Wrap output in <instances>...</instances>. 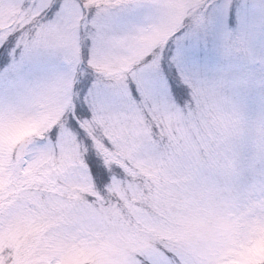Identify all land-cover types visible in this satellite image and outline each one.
I'll use <instances>...</instances> for the list:
<instances>
[{
    "label": "snow or ice",
    "instance_id": "obj_1",
    "mask_svg": "<svg viewBox=\"0 0 264 264\" xmlns=\"http://www.w3.org/2000/svg\"><path fill=\"white\" fill-rule=\"evenodd\" d=\"M257 7L264 31V0H0V264H214L156 208L177 177L211 207L264 198V134L223 119L264 96ZM209 36L221 63H190L185 41Z\"/></svg>",
    "mask_w": 264,
    "mask_h": 264
},
{
    "label": "clouds",
    "instance_id": "obj_2",
    "mask_svg": "<svg viewBox=\"0 0 264 264\" xmlns=\"http://www.w3.org/2000/svg\"><path fill=\"white\" fill-rule=\"evenodd\" d=\"M264 63V59L261 61ZM230 107L225 106L223 119H238L243 124V134L251 141L264 134V107L256 111L243 110L230 117ZM214 119H221L212 114ZM177 177L169 183L168 195L157 206L160 219L157 228L163 235L184 238L194 255L203 257L208 250L213 253L214 264H241V253L264 254V198L246 200L231 208L211 207L196 185ZM210 212L218 213L222 223L203 224L197 218ZM218 230L224 235L215 241L204 233ZM79 264H97L96 254L85 251L78 254Z\"/></svg>",
    "mask_w": 264,
    "mask_h": 264
},
{
    "label": "rangeland",
    "instance_id": "obj_3",
    "mask_svg": "<svg viewBox=\"0 0 264 264\" xmlns=\"http://www.w3.org/2000/svg\"><path fill=\"white\" fill-rule=\"evenodd\" d=\"M250 5L255 4L259 6L261 0H246ZM138 16H142L143 13H137ZM229 26L235 29L237 25V15L235 9H233L232 14L228 18ZM183 39V37H182ZM188 45L189 59L190 63L199 65L202 68H214L221 63L220 57L216 54L214 50V39L209 36L206 40L200 39L199 41H185ZM251 47L253 49L254 57H259L264 54V31L260 28V14L257 10L254 12V26H253V36L251 38ZM175 48V44H173ZM248 58L237 57L234 60V64L237 66H243L247 64ZM3 66H0L2 68ZM257 71L260 68L259 63L255 64ZM241 101L243 107L247 111H256L261 107H264V96L256 87H250L245 92L241 94Z\"/></svg>",
    "mask_w": 264,
    "mask_h": 264
}]
</instances>
